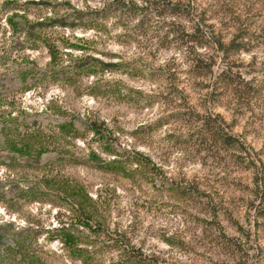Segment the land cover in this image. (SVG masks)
Wrapping results in <instances>:
<instances>
[{
	"label": "rangeland",
	"instance_id": "obj_1",
	"mask_svg": "<svg viewBox=\"0 0 264 264\" xmlns=\"http://www.w3.org/2000/svg\"><path fill=\"white\" fill-rule=\"evenodd\" d=\"M166 1L0 0V264H264V0Z\"/></svg>",
	"mask_w": 264,
	"mask_h": 264
},
{
	"label": "trees",
	"instance_id": "obj_2",
	"mask_svg": "<svg viewBox=\"0 0 264 264\" xmlns=\"http://www.w3.org/2000/svg\"><path fill=\"white\" fill-rule=\"evenodd\" d=\"M112 12H120L122 16L136 20L138 16H141L140 20H137V25H135V28L138 29V31L141 30V35H146L147 28L149 27V25L146 26V24L150 22L149 19H162L163 17H173L182 15L183 13L190 14V10L188 8L185 10L183 9L182 5L170 4L166 0H142L140 6H137V4L132 0H129L128 2L125 0H108L107 3H103L101 9L92 10L86 6L85 11L78 13V15L80 17V21H82L86 26L95 27L97 26V20L99 21L107 19ZM174 21H170L167 24L168 26L172 27L171 31H173L178 36V38L183 42L184 46L188 43L199 44V46L205 43L206 36L201 32L200 27L203 24L201 19L196 20L194 23L189 25L187 29L183 26L178 27L177 25H173ZM167 34V32L166 34L164 33V39L168 37ZM125 37L129 38L130 35H125ZM216 44L219 50L223 49L222 44L219 42ZM191 61L192 67L200 71L206 69L210 72L211 67L213 66L211 61H204L198 57L192 59ZM212 122L215 123L217 121L213 120ZM211 133L212 136L221 138L223 143L231 144L233 142L230 136H221L217 130ZM257 217H264V208L257 211Z\"/></svg>",
	"mask_w": 264,
	"mask_h": 264
}]
</instances>
